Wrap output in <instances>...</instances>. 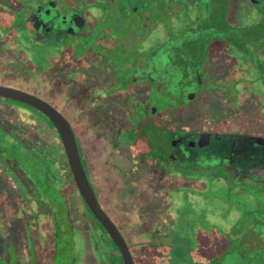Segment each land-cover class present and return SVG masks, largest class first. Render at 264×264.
Segmentation results:
<instances>
[{
	"label": "flooded vegetation",
	"instance_id": "obj_1",
	"mask_svg": "<svg viewBox=\"0 0 264 264\" xmlns=\"http://www.w3.org/2000/svg\"><path fill=\"white\" fill-rule=\"evenodd\" d=\"M1 5L22 14L25 35L12 31L20 26L15 20L0 31V86L38 97L69 123L88 182L134 264H264V88L256 90L258 81L264 86V0H0ZM150 38L155 41L148 44ZM222 52L235 63V87L246 90L252 103L235 108L239 103L230 98L223 108L217 95L222 90L209 88L221 83L210 78ZM86 59L110 71L99 88L113 83L107 89L114 97L88 84ZM132 101L137 115L127 110ZM0 104L10 108L0 106V167L18 197L5 205L7 213L0 212V264L74 262L77 233L93 242L99 264H123L80 196L51 121L21 102L0 97ZM194 104L198 113L184 121L171 122L164 112H187ZM116 111L136 120L127 131L136 134L134 141L122 140L121 123L111 118ZM75 120L109 150V167L122 170L125 195L115 196L109 212ZM150 121L168 137L155 160L145 131ZM206 180L221 185L215 195L233 213L230 224V215L222 213L225 221L215 232L225 236L213 252L209 243L195 247L192 237L195 229L211 233L215 227L204 212L213 200L202 191ZM170 181L184 193L183 203L177 202L172 221L159 217L155 223L151 212L157 201L159 209L168 204Z\"/></svg>",
	"mask_w": 264,
	"mask_h": 264
},
{
	"label": "rangeland",
	"instance_id": "obj_2",
	"mask_svg": "<svg viewBox=\"0 0 264 264\" xmlns=\"http://www.w3.org/2000/svg\"><path fill=\"white\" fill-rule=\"evenodd\" d=\"M18 5V4H17ZM22 14H18L13 12V8L9 9L6 5H1L0 6V31L3 34L5 28H10V26L13 23V20L16 21L17 24H20V26L15 27L12 31L13 32H18L20 36L22 37L25 35L24 29H23V24L21 21V16ZM20 20V23H19ZM18 28V29H17ZM2 29H4L2 31ZM155 38V37H154ZM157 38V36H156ZM152 41H155V39H148L147 43L150 44ZM222 59L220 61H215L214 64L211 66L212 71L214 76H212L211 79L213 81L221 82L218 83L217 85L213 84L210 89H221L222 91L218 92L217 94L219 97L218 103L221 104V107H227V103L230 98L232 102H238L239 105L237 104L236 106H233L237 108L240 105H246L250 101L249 96L246 95L244 91L246 90H239L238 88L235 87V73L237 72V69H235V63H233V58L228 57V55H224L222 52ZM84 64L87 66L88 70L91 72L92 77L87 81L88 84L93 85L94 88H97L100 92H105L108 93L109 89L111 86H113V83H108L107 88L105 91L103 88H99L101 86L102 82L101 80H105L109 78L110 71L103 70L101 68L95 67L93 60L92 59H86L84 61ZM245 75H250L249 73L245 72ZM252 75V74H251ZM86 82V83H87ZM260 83V84H258ZM257 83V88L256 90H261V88H264L263 83L258 81ZM239 87V86H238ZM260 87V88H259ZM253 90V89H252ZM208 91V90H207ZM213 91V90H209ZM113 94H110L111 96L114 97L116 93H114V90H112ZM111 92V93H112ZM214 92V91H213ZM223 92V93H222ZM214 94V93H213ZM233 94V96H232ZM234 94L236 95L237 99H235ZM216 97V94H214ZM222 97V98H221ZM132 103L127 104L128 106V112L132 113L133 115H137V107L135 104ZM0 106H4L7 109H10L7 104H0ZM234 108V109H235ZM197 105L194 104L191 106V109L187 112H183L180 109H169L166 108L164 112L166 111L165 114H168L169 118L171 119V122L175 119L184 121L185 119L190 118L195 114L198 113L197 111ZM117 110V109H115ZM159 111V110H158ZM129 114L127 111L125 112H113L112 113V119L116 120L117 122L121 123V128L123 132V135H121L122 140L124 139H132L133 141L136 139L135 135L133 132L130 134L127 132L129 129H133L136 126V120L134 119H126L125 117L128 116ZM134 117V116H133ZM195 117V116H194ZM193 118V117H192ZM75 127L78 133V137L81 143L82 148L84 149L85 156L89 162V171L92 177V180L95 184V187L98 191L101 203L105 210L109 212L113 207L115 203V199L119 200L120 198H123V195H125V189L126 185H124V180L122 178L123 173L121 169H118V172L115 171L114 169L109 167V161L111 160V153L109 150L103 147L101 144L102 142L94 137L93 135H90V133L83 131V124L80 123L79 121L75 120ZM146 134L148 137H150V141L153 142V146L155 145V156L154 160L156 159V155L159 151L161 150H166L167 143H168V137L167 135L162 132V130H157L155 124L153 122H149L147 127H145ZM124 130L127 132L125 133ZM144 131V132H145ZM120 139V138H119ZM116 140V137H115ZM6 165V164H4ZM6 167H9L6 166ZM13 172V171H11ZM206 185H202L201 188L203 189V192H208L206 196H209L208 198L212 197L209 199L211 203H208L205 205L204 208H206L204 211L205 214L207 215V221L208 223H212L214 227V231L211 233H204V232H198V229H195V232L193 233V243L194 246L199 248L201 246L204 249V246L209 243L210 246H212V252L214 249L218 248L221 244L222 239L225 236L224 233L221 232H215L217 229L216 227L220 228L219 225L223 224L225 219L221 217L223 214H229L230 216L227 217V222L228 224L231 223L233 213L230 212V210L225 206V204L219 200L215 194H218L221 192V185H215L211 186V184L206 180ZM175 182L170 181L167 184V191H165L164 197L166 198L168 204L164 208L159 209V204L158 201L154 206V209L152 210L151 216L153 217V221L155 223H159V217L162 218H167L168 220L172 221L174 211L176 209V204L178 201L182 202L184 200L183 192L181 191L178 193L177 191H174L173 188L175 186ZM15 185L12 181L11 178L5 173L4 167H0V212L7 213L5 210V205L7 204H15L17 203L18 197L12 196L11 195V190L14 189ZM171 189V190H170ZM205 189V190H204ZM205 192V193H206ZM218 192V193H215ZM158 193V192H157ZM156 193L155 198H158V194ZM211 194L215 196H211ZM116 196V198H115ZM205 196V197H206ZM207 202V201H206ZM183 203V202H182ZM120 208V207H119ZM209 212L211 213V218H209ZM223 213V214H222ZM97 230V228L92 224V227H90L89 231L94 232ZM205 230V229H204ZM85 233V230H84ZM191 235V233L187 232V236ZM86 236V235H85ZM78 245L77 248V253H76V259L74 262H70L69 264H99L97 253L93 250L94 245L93 242H87L86 238L84 235H81L77 233L76 235V246ZM104 246L103 244H101ZM105 249V248H104ZM62 252V250H61ZM15 255L14 250L9 247V257L11 261L13 260V256ZM74 256L71 257V260L73 261Z\"/></svg>",
	"mask_w": 264,
	"mask_h": 264
},
{
	"label": "water",
	"instance_id": "obj_3",
	"mask_svg": "<svg viewBox=\"0 0 264 264\" xmlns=\"http://www.w3.org/2000/svg\"><path fill=\"white\" fill-rule=\"evenodd\" d=\"M0 97L9 98L26 104L44 114L51 121L61 138L69 170L73 177L74 183L80 193V196L82 197L83 201L85 202L87 208L92 213L94 218L100 223L109 237L116 244L122 256L123 264H134L132 255L122 235L101 208L92 190V187L88 182L80 160L73 131L65 118L57 110H55L48 103L42 101L38 97L16 89L0 86ZM0 244H2L1 238ZM2 250L3 248L0 247V254L2 253Z\"/></svg>",
	"mask_w": 264,
	"mask_h": 264
},
{
	"label": "trees",
	"instance_id": "obj_4",
	"mask_svg": "<svg viewBox=\"0 0 264 264\" xmlns=\"http://www.w3.org/2000/svg\"><path fill=\"white\" fill-rule=\"evenodd\" d=\"M55 200H56V199H54V201H53V202H54V204H55ZM54 206H55V205H54ZM59 208H60V207H59ZM62 210H64V209H62ZM62 218H63V217H62ZM104 243L106 244V241H105V240H104Z\"/></svg>",
	"mask_w": 264,
	"mask_h": 264
}]
</instances>
